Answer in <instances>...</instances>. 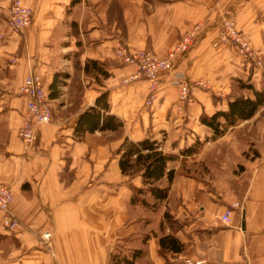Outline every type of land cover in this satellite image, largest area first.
<instances>
[{"label": "crops", "instance_id": "obj_1", "mask_svg": "<svg viewBox=\"0 0 264 264\" xmlns=\"http://www.w3.org/2000/svg\"><path fill=\"white\" fill-rule=\"evenodd\" d=\"M25 1L33 10L32 23L15 34L6 28L10 0H0V184L11 188L9 211L20 224L11 235L0 222V264H110V254L123 242L124 258H129L127 250H142L134 264H166L158 240L164 211L173 222L171 229L163 227L164 233L182 245L181 252L166 255L169 264H183L187 258L207 264H264V154L252 146L254 155L248 160L254 161L242 193L236 188L243 172L228 181L210 180L204 159L199 160L230 133L237 142L240 136L234 131L264 112L260 108L218 137L200 121L227 111L228 100L239 91L235 80L262 89L264 70L242 64L230 48H213L212 43L218 19L230 9L238 30L264 59V0ZM202 22L204 35L177 58L172 72L183 71L205 88L194 89L192 103L177 110V87L170 73L164 74L147 107L148 81L116 57V47L163 58L182 34ZM87 61L98 62L105 75L85 72ZM31 74L41 79L51 121L37 126L36 139L26 148L18 137L26 99L13 93ZM55 75L58 95L51 99ZM103 94L108 114L120 127L76 135L79 115ZM144 139L160 144L172 157L167 169L175 171L167 200L156 214L130 205L131 187L142 188V179L122 175L119 167L123 144ZM184 149L191 150L183 154ZM197 166L201 172L192 171ZM235 203L231 222L224 225L220 217ZM46 232L51 235L48 245L41 241Z\"/></svg>", "mask_w": 264, "mask_h": 264}, {"label": "trees", "instance_id": "obj_2", "mask_svg": "<svg viewBox=\"0 0 264 264\" xmlns=\"http://www.w3.org/2000/svg\"><path fill=\"white\" fill-rule=\"evenodd\" d=\"M74 0L73 2H77ZM253 68V67H251ZM95 71L97 74L105 75L101 66L96 61H87L84 65L85 72ZM57 75L54 76L50 86L51 99L57 97ZM234 86L238 88L239 93L228 100V108L226 112H217L211 117L201 116L200 121L213 130L214 136L222 135L228 127H232L237 121H245L254 116V114L264 107V84L261 90H256L254 87L245 81H234ZM103 111V112H102ZM109 106L105 94L100 96L95 103V106L88 108L81 113L77 119L75 126V134L80 135L85 132L93 133L94 131H115L121 122L114 116L108 114ZM107 113V114H105ZM222 119L224 124L220 121ZM191 149L183 150V154L188 153ZM172 159L163 153L159 143L150 139H144L140 142L126 141L121 149L119 159V167L122 175L133 177L139 175L142 179V188L131 187L132 195L130 205L141 206L149 214H156L167 200L169 187L175 176L173 169H167V163ZM166 181L165 185L163 181ZM163 223H160L161 235L159 236V253L167 261L166 255H174L182 250V245L177 241L173 234H165L163 227H172V221L166 211H164ZM152 234V232H150ZM150 238L149 232L143 236L141 240L145 245ZM123 242L116 247L115 253L110 254V264H134L136 259L142 255L141 249L127 250L129 258H124L121 251L124 245Z\"/></svg>", "mask_w": 264, "mask_h": 264}, {"label": "built area", "instance_id": "obj_3", "mask_svg": "<svg viewBox=\"0 0 264 264\" xmlns=\"http://www.w3.org/2000/svg\"><path fill=\"white\" fill-rule=\"evenodd\" d=\"M32 9L25 4V0H10L8 8V17L6 27L8 32L19 34L27 28L32 22ZM202 31V24H194L188 31L180 37L176 45L167 53L164 58H159L151 52L130 53L128 49L119 44L116 47V57L126 65H132L136 68V76L146 79L149 83L148 99L145 102L147 107L152 106L155 91L158 87L159 78L162 74L170 71L172 63L177 54L186 52L192 44L195 37ZM3 36H0L2 38ZM214 47H228L242 64L261 69L259 61L251 52L247 36L245 37L236 28L234 15L232 11L227 12L222 23L217 27V34L213 41ZM172 85L177 86L179 90L178 101L181 107H186L192 103L190 93V83L187 81L184 73H175L171 79ZM199 87H204L201 82L196 83ZM15 96L26 99V110L23 115L22 125L18 132V137L22 143L29 148L36 139V128L41 124H48L51 121V109L47 101L46 93L40 77L35 74L27 76L22 84L14 91ZM13 195L9 186L0 184V213L1 227L9 234L14 235L20 229L18 220L10 213L9 206ZM235 203L227 209L220 217L224 225L230 224L231 212L237 208ZM50 233L46 232L41 236L43 244L50 240ZM183 264H207L205 260L185 259Z\"/></svg>", "mask_w": 264, "mask_h": 264}, {"label": "rangeland", "instance_id": "obj_4", "mask_svg": "<svg viewBox=\"0 0 264 264\" xmlns=\"http://www.w3.org/2000/svg\"><path fill=\"white\" fill-rule=\"evenodd\" d=\"M25 4H26V1H25ZM27 6H29V5H27ZM230 11H232V10L228 9L221 14L220 18L217 21V27L222 23V20L224 19V16L226 15V13L230 12ZM32 12H33V10H32ZM232 13L234 15V22L236 25L235 14L233 11H232ZM32 17H33V14H32ZM200 24H202V31L195 37V39L193 40L189 49L186 52L177 54L173 60L172 67H171L170 71H168L167 73H164V74L170 73L171 79L174 78L175 73H178V72L184 73L183 71H178L175 73L172 72L173 67H174V63L178 57L184 56V54H186L190 50V48L194 45V43L198 37H200L201 35H204L205 30H206L205 23L202 22ZM236 28H237V26H236ZM240 33H242V32H240ZM243 35L245 36V34H243ZM179 39H178V41H179ZM247 39L249 41V47H250L251 52L255 55L256 59L259 61L261 70H264V59L252 48L250 40L248 37H247ZM212 47L216 48V47H214L213 43H212ZM146 52H150V51H146ZM72 63H73L74 70L77 71L78 66L76 65V62L72 61ZM74 63H75V65H74ZM164 74H162V75H164ZM184 75L187 78L185 73H184ZM159 80H160V78H159ZM187 81L190 83V86H191L190 87L191 96H192V91L194 89H197V88L203 89V87H199L196 85L197 82H191L188 78H187ZM205 85L206 84H204V87H205ZM175 87H177V86H175ZM177 91H178V93H177V100L175 103V107L177 110L181 111L184 109V107H181V104L178 101V97H179L178 88H177ZM238 93H239V91H235L234 95L236 96ZM234 132H236L240 136V139L238 138L237 142L233 139L232 134L230 133L229 135H227L222 140L212 143L208 147V149L205 152H203L204 155L199 157V160L202 161L204 159L203 165L205 164L204 168H205V171H208L210 180H217V179H219V177H222V179L227 180V179H229L230 176H232L231 178H233L235 175H240L243 172L241 180H240V181H242V183L240 185H238V187L236 188L237 192L241 191V193H242L245 189L244 186H245V182L247 179L245 176H246L248 165L251 161H254V160H248L250 155H254V149L252 146L255 145L256 150L260 151L262 154H264V112H262L258 115V117L256 118V121H252L251 124L242 125L240 128H238ZM257 156H259V155H257ZM188 164H191V163H188ZM181 166L184 167V164H182ZM194 170H196L198 172L202 171L201 168H199V166H197L196 168L192 167L193 172H194ZM205 174H207V173H205ZM187 259H191V258H187ZM191 260H194V259H191Z\"/></svg>", "mask_w": 264, "mask_h": 264}]
</instances>
